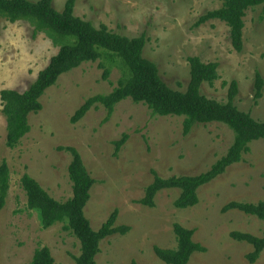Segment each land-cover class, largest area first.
Listing matches in <instances>:
<instances>
[{
	"label": "rangeland",
	"instance_id": "1",
	"mask_svg": "<svg viewBox=\"0 0 264 264\" xmlns=\"http://www.w3.org/2000/svg\"><path fill=\"white\" fill-rule=\"evenodd\" d=\"M35 3L39 0H28ZM66 0H52L61 11ZM222 0H75L74 15L101 25L128 38L144 35V57L159 70L171 89L184 92L189 83L188 57L203 63H217L218 76L202 93L218 102L226 101L228 84H238L235 106L264 122V18L261 7L246 11L242 31L243 49L236 52L229 28L219 20L195 27L198 18L219 8ZM62 43L38 31L30 21L10 23L0 18V92L22 93L56 55ZM103 63L109 76L103 80ZM263 79L261 96L254 98V77ZM122 69L117 62L102 60L81 64L59 77L40 99L43 106L29 116L30 132L20 144L6 146V120L0 101V165L7 163L10 189L0 212V264H30L37 248L47 247L54 264H75L79 241L64 224L43 229L39 213L27 208L21 178L28 174L58 202L72 197L68 176L71 155L60 148L73 147L95 184L84 208L91 228L97 231L113 211L116 226L129 231L115 234L100 243L95 264H164L153 247L175 249L174 224L195 230L194 242L206 248L195 253L188 264H250L245 256L252 247L230 237L232 232L256 237L264 234V222L242 212H222L229 202H264V141L250 144L242 162L235 164L198 190L199 203L187 209L173 205L179 190H164L155 197V206L137 203L153 181L161 178L198 175L224 156L233 133L223 124L194 127L182 134L183 117L154 116L142 103L126 99L118 103L109 120L100 104L93 106L77 123L74 113L92 97L108 95L116 87ZM127 135L118 153L114 142ZM253 264H264V251Z\"/></svg>",
	"mask_w": 264,
	"mask_h": 264
},
{
	"label": "trees",
	"instance_id": "2",
	"mask_svg": "<svg viewBox=\"0 0 264 264\" xmlns=\"http://www.w3.org/2000/svg\"><path fill=\"white\" fill-rule=\"evenodd\" d=\"M75 0H66L63 9L57 11L52 0H0V18L10 23L26 20L34 23L38 31L45 32L62 45L48 65L38 73L28 89L19 93L14 90L0 92L2 114L6 120V146L16 148L30 132L29 116L39 113L43 106L40 99L53 87L59 77L83 63L97 61L117 62L122 74L116 87L108 95L92 97L74 113L72 124L81 120L88 111L100 104L105 108L109 120L114 107L123 100L131 99L134 103L145 104L152 115L183 117L182 134L188 135L199 125L211 123L223 124L233 133V141L226 154L217 160L206 172L198 175H181L161 178L153 172V181L145 188L144 197L138 204L153 208L156 195L164 190H179V196L173 205L176 209H187L199 203L198 190L223 175L228 168L242 162L243 156L250 150V144L264 141V122L254 120L249 113L240 111L234 104L238 94V84H228L226 101L218 102L207 98L201 91L206 84L212 86L219 79L218 64L203 63L197 57H188L189 83L184 92L168 87L160 78L156 65L144 57L146 37L128 38L111 32L106 26L95 28L90 22L74 15ZM261 7L264 18V0H222L219 8L200 16L195 27L211 20H219L229 28V37L233 49L240 53L243 49V18L247 10ZM103 80H107L109 69L103 63ZM263 79L259 73L254 77V98L261 96ZM127 135L114 142L118 153L126 143ZM70 153L68 176L72 183V197L66 202H58L50 197L40 184L24 174L21 187L27 198V208L39 213L43 229L63 223L64 230L69 231L79 241V255L74 257L75 264H95L100 252V243L115 234L124 235L128 226H116L118 212L115 210L101 227L94 231L85 217L84 208L90 200V191L95 180L83 164L80 154L73 147L60 148ZM10 189V172L7 163L0 165V212L5 207ZM236 210L253 216L264 222V202L241 203L229 202L222 212ZM173 233L177 246L175 249L153 247L155 256L164 264H188L195 253H205L206 248L194 242L195 230L174 224ZM230 237L252 247L245 256L248 263H255L264 251V234L256 237L248 233L232 232ZM30 264H54V259L47 247L34 251ZM136 264V263H132Z\"/></svg>",
	"mask_w": 264,
	"mask_h": 264
}]
</instances>
